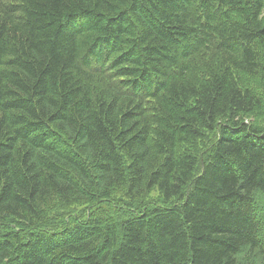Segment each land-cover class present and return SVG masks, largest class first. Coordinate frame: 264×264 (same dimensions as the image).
Returning a JSON list of instances; mask_svg holds the SVG:
<instances>
[{
	"label": "trees",
	"instance_id": "trees-1",
	"mask_svg": "<svg viewBox=\"0 0 264 264\" xmlns=\"http://www.w3.org/2000/svg\"><path fill=\"white\" fill-rule=\"evenodd\" d=\"M0 264H264V0H0Z\"/></svg>",
	"mask_w": 264,
	"mask_h": 264
},
{
	"label": "rangeland",
	"instance_id": "rangeland-1",
	"mask_svg": "<svg viewBox=\"0 0 264 264\" xmlns=\"http://www.w3.org/2000/svg\"><path fill=\"white\" fill-rule=\"evenodd\" d=\"M150 196H151L152 198L157 197V196H158L157 191H152L151 194H150ZM79 209H80L79 207H75L73 210H74V211H78Z\"/></svg>",
	"mask_w": 264,
	"mask_h": 264
}]
</instances>
